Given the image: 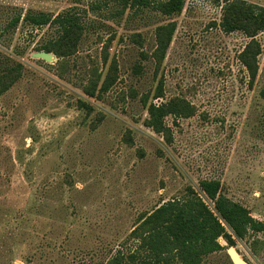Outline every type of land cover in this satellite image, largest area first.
Listing matches in <instances>:
<instances>
[{
    "label": "rangeland",
    "instance_id": "374dc122",
    "mask_svg": "<svg viewBox=\"0 0 264 264\" xmlns=\"http://www.w3.org/2000/svg\"><path fill=\"white\" fill-rule=\"evenodd\" d=\"M112 1L0 0V264H152L133 232L190 189L213 209L202 181L264 223V32L223 28L231 2L264 0L108 19ZM70 9L84 26L78 47L34 58L60 33L25 16ZM169 102L181 114L158 133L150 109ZM233 239L199 264H233L230 248L264 264V231Z\"/></svg>",
    "mask_w": 264,
    "mask_h": 264
},
{
    "label": "trees",
    "instance_id": "16d2710c",
    "mask_svg": "<svg viewBox=\"0 0 264 264\" xmlns=\"http://www.w3.org/2000/svg\"><path fill=\"white\" fill-rule=\"evenodd\" d=\"M159 3V0H113L112 4L117 5L119 9L107 8V13L104 14H108V19H116L126 13L139 15L145 10L158 7L169 13L181 12L186 0H171L163 6ZM109 6L110 3H106V7ZM91 9L95 12L102 10V6L95 3L91 5ZM20 20L21 16L13 19L9 27L16 28ZM24 21L38 27L57 25L60 34L51 45L54 49L47 47L44 50L58 55L61 53L57 51H75L80 41L79 31L84 27L79 14L71 9L56 17L42 12H29ZM223 28L226 33L243 31L249 35L248 37L255 38L264 32V7L231 2L225 11ZM54 45L62 47L58 49ZM2 79L0 77V81ZM2 91L3 88L0 86V93ZM178 107L176 102L152 106L149 126L157 129L158 133H164L167 129L165 117L179 113ZM200 188L214 203L213 209L196 191L190 189L191 193L187 200L172 201L161 206L133 232L136 240L139 242L141 240L138 252L149 247V250L155 252H153L155 262L152 264H170L176 259H182L186 264H199L204 255L222 250L217 242L220 237L234 246L233 237L244 240L249 232L264 231V223L256 221L246 208L219 194L218 182L202 181ZM257 243L255 240L252 245L255 246ZM139 256L141 260L143 254L140 253ZM137 258V255L131 257L135 260L133 264H140L143 261L138 263ZM121 259L117 257L113 263L121 264Z\"/></svg>",
    "mask_w": 264,
    "mask_h": 264
},
{
    "label": "water",
    "instance_id": "95a60500",
    "mask_svg": "<svg viewBox=\"0 0 264 264\" xmlns=\"http://www.w3.org/2000/svg\"><path fill=\"white\" fill-rule=\"evenodd\" d=\"M33 57L37 58V59H43L47 63H52L54 61L53 55L50 54V53H47V52L36 53V54L33 55ZM228 254H229L233 264H248L246 261H244L241 258L239 253L234 248H230L228 250Z\"/></svg>",
    "mask_w": 264,
    "mask_h": 264
}]
</instances>
